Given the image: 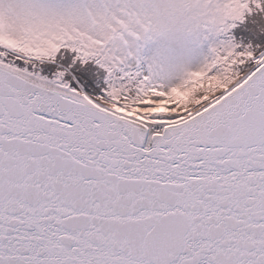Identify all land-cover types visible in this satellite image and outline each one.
<instances>
[{"label": "snow or ice", "instance_id": "snow-or-ice-1", "mask_svg": "<svg viewBox=\"0 0 264 264\" xmlns=\"http://www.w3.org/2000/svg\"><path fill=\"white\" fill-rule=\"evenodd\" d=\"M0 264H264V0H0Z\"/></svg>", "mask_w": 264, "mask_h": 264}]
</instances>
